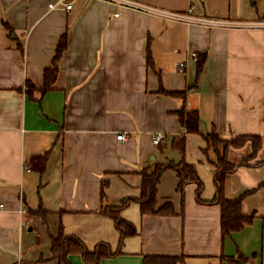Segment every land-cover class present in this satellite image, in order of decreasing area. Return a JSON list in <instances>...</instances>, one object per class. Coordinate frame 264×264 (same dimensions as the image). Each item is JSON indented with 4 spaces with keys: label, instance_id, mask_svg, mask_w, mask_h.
Here are the masks:
<instances>
[{
    "label": "crops",
    "instance_id": "1",
    "mask_svg": "<svg viewBox=\"0 0 264 264\" xmlns=\"http://www.w3.org/2000/svg\"><path fill=\"white\" fill-rule=\"evenodd\" d=\"M130 1L264 20V0ZM64 2L71 8L59 0H0V264H54L50 235L59 226L89 249L99 242L119 248L97 264H142L146 255L176 256V264H264V27L206 28L114 1ZM63 35L66 46L53 63ZM192 53L204 54L199 73ZM53 64L55 81L41 93L43 72ZM26 81L36 88L31 95ZM160 87L184 91V100ZM183 103L197 110L199 132L179 123ZM212 130L227 140L260 136L255 156L223 182L228 199L250 191L241 212L251 221L223 236L219 204L198 202L193 181L178 189L172 168L157 183V205L170 202L173 213H141L134 199L140 171L180 161L172 144L182 136L184 159L203 184L200 196L215 197L214 154L205 140ZM122 132L125 139H117ZM156 133L162 138L155 144ZM251 153L246 141L230 146L227 158L238 164ZM43 154L42 172L26 167ZM123 197L133 199L120 216L137 231L120 242L102 209ZM68 259L87 264L79 254Z\"/></svg>",
    "mask_w": 264,
    "mask_h": 264
},
{
    "label": "trees",
    "instance_id": "2",
    "mask_svg": "<svg viewBox=\"0 0 264 264\" xmlns=\"http://www.w3.org/2000/svg\"><path fill=\"white\" fill-rule=\"evenodd\" d=\"M66 46V35H63L55 50L53 57V63L58 59L61 52ZM148 59L150 60L149 52ZM204 61V54L197 55L196 58V70L199 73L202 69ZM56 67L53 66L47 68L43 72V86L40 89L41 93L47 91L55 81ZM36 89L35 86L29 82H25V92L30 94ZM159 92L178 96L184 100V91H166L162 87L159 88ZM179 123L185 129L187 133L199 132L200 118L197 110L189 109L183 105L176 111ZM207 148L211 149L214 154V159L210 160L213 168V181L216 185V195L212 200H205L200 196L202 190V182L199 179L196 168L193 164L188 163L184 159V137L175 140L173 147L181 154V159L177 163H159L155 164L151 170L142 169L140 195L134 198L140 208V212L143 214H171L173 213V205L170 202H165L161 206L157 205V183L160 180L162 172L167 168H172L176 171L178 176V189L182 190L185 183L193 181L196 183V199L198 202L209 203L214 202L220 206L221 214V232L223 236L228 235L232 231L239 230L243 227L245 222H249L252 219V215H244L241 212V201L244 194L239 195L234 199H228L223 195V182L226 174L233 171L239 165H246L248 161L253 158L260 146V136L257 135H239L233 139L227 140L220 138L217 133L212 130L205 135ZM246 141L252 142V153L248 157H244L238 164L230 162L227 158V151L230 146L239 147ZM46 155H40L32 157L26 164V167L38 172H42L45 167ZM264 187V182L260 184ZM132 197H123L117 205L104 206L103 212L110 216L115 224V227L120 234V242L124 237L136 234V227L123 219L120 216V210L127 206ZM43 214V212H41ZM119 251L118 249H112L108 243L99 242L92 249H89L83 241L75 235L67 234L63 231L62 226H59L57 234L55 236L50 235V260L55 261L54 264H72L68 256L69 254H79L83 261L87 264H97L102 258L115 255ZM178 257L176 256H159V255H146L142 259V264H176Z\"/></svg>",
    "mask_w": 264,
    "mask_h": 264
},
{
    "label": "built area",
    "instance_id": "3",
    "mask_svg": "<svg viewBox=\"0 0 264 264\" xmlns=\"http://www.w3.org/2000/svg\"><path fill=\"white\" fill-rule=\"evenodd\" d=\"M108 1H114L117 2L120 5L128 6L137 10H140L142 12H145L150 15L158 16L160 18H163L165 20H173V21H180L187 24H194L203 26L206 28H233V27H246V28H253V27H264V20L259 21H233L225 18H219L214 16H208L203 14H197L194 12V8L192 5H190L185 11H172L167 10L164 8L143 4L140 2L130 1V0H108ZM59 3L64 4V7L66 9L71 8V4L64 2V0H59ZM50 8L55 7V5L50 4ZM117 15V14H115ZM192 59L196 60L197 55L195 53L191 54ZM176 67L179 72H184V62L180 61L177 62ZM117 139H125V134L122 132L116 136ZM162 138L161 133H156L153 135V143H158L159 140ZM246 264H254L252 261H248Z\"/></svg>",
    "mask_w": 264,
    "mask_h": 264
}]
</instances>
